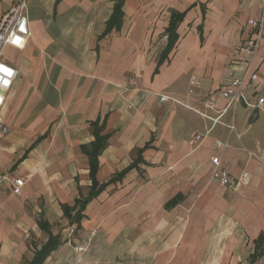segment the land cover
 I'll return each mask as SVG.
<instances>
[{"label": "crops", "instance_id": "1", "mask_svg": "<svg viewBox=\"0 0 264 264\" xmlns=\"http://www.w3.org/2000/svg\"><path fill=\"white\" fill-rule=\"evenodd\" d=\"M14 2L0 0V19ZM115 3L29 0L31 37L4 52L18 77L7 93L0 173L26 184L21 196L8 182L0 187V264H22L29 233L47 242L41 219L64 240L45 264H245L264 234V141L257 152L235 145L237 114L244 109L246 121L254 110L250 125L264 106L239 105L223 124L214 120L227 105L222 88L246 69L241 49L254 38L249 21L260 17L261 0H126L120 27L106 33ZM174 12L186 16L159 65ZM250 69L259 85L246 94L264 98V42ZM97 129L109 135L95 175L107 186L79 224L77 202L94 181L83 146ZM196 134L205 139L191 143ZM217 156L232 176L251 179L236 191L223 186ZM65 206L76 208L66 215Z\"/></svg>", "mask_w": 264, "mask_h": 264}, {"label": "built area", "instance_id": "2", "mask_svg": "<svg viewBox=\"0 0 264 264\" xmlns=\"http://www.w3.org/2000/svg\"><path fill=\"white\" fill-rule=\"evenodd\" d=\"M29 0H15L12 6L4 12L0 19V140L6 137L9 133V126L4 123L3 116L7 108V93L13 88L17 77L18 70L9 64L4 58V52L7 47L23 49L27 45L31 37L29 27V16L27 14ZM254 32V38L246 44L241 51L246 53L247 58H240L239 61L246 63V69L241 76H234L224 85L221 90V97L227 102L226 107L220 110L221 114L214 120L215 123L223 124L220 119L229 111V109H236L239 105H245L248 108L259 110L264 106V98L259 97L255 100L250 99L246 94L248 85H259V75L256 72H251V58H253L261 44L264 42V0H261V15L257 19L249 21ZM241 53V52H240ZM131 85H135V81H131ZM170 98L167 96H160L161 102H166ZM206 105L212 109L218 110V103L214 100L207 99ZM204 116V115H203ZM231 134L235 133L234 125L227 126ZM205 139L202 134H196L191 141L201 143ZM218 149L224 148L227 144L220 140L216 141ZM252 157H257L256 154L250 153ZM212 164L214 169V177L220 181L223 186L230 187L234 191L238 190L240 185L245 180H250L252 175L249 172H242L239 177L232 176L227 170L222 168L220 157H213ZM8 182L12 185V193L15 196H21L22 188L26 184L23 177L14 175H4L0 173V187Z\"/></svg>", "mask_w": 264, "mask_h": 264}, {"label": "trees", "instance_id": "3", "mask_svg": "<svg viewBox=\"0 0 264 264\" xmlns=\"http://www.w3.org/2000/svg\"><path fill=\"white\" fill-rule=\"evenodd\" d=\"M125 1L126 0H116L113 14L107 23L106 33L111 31L113 28L120 27L124 17V13L122 9ZM185 16H186V12L172 13L169 27L166 30V35L168 36V45L162 53L159 65H161L168 58L169 54L175 47L179 38L177 29L180 23L184 20ZM156 72H158V70ZM101 130L97 129V131L95 132V141L92 142L90 146H83V152L89 157L90 160V167H91L90 175L94 181L90 195L84 201L79 200V202H77V205H79V210L77 214L74 216V219L79 221V224L83 218L82 212L85 210L86 205L107 186V184L99 185L98 182L95 180V175L99 168L98 157L102 153V151L107 147L108 144L107 142L109 139V135H101L100 132ZM124 173L120 174L119 177L123 176ZM75 208L76 206H74L73 208L65 206L66 215H70L71 209H75ZM39 225L43 231L49 234V239L47 240L46 243H44L40 248H38L35 251L34 257L29 262V264H45L46 260L51 256V254L54 251H56L60 246H62L64 243L63 237L60 234L53 235L51 233L50 225L48 224V222L41 219L39 221ZM263 256H264V234H261V236H259L258 240L256 241L255 252L251 255V264H256L258 259H260Z\"/></svg>", "mask_w": 264, "mask_h": 264}, {"label": "rangeland", "instance_id": "4", "mask_svg": "<svg viewBox=\"0 0 264 264\" xmlns=\"http://www.w3.org/2000/svg\"><path fill=\"white\" fill-rule=\"evenodd\" d=\"M157 1H163V0H155V2ZM162 18V17H161ZM7 56L11 57V53L8 52ZM233 65H236V62H238L237 59L233 60ZM246 111L242 108L239 109L238 114H237V122L238 124V130L239 133H241L242 136V140L241 142L236 141L235 145L238 146H242L245 145V147L252 149L254 151L257 152V145H256V140L258 139H262L264 141V113L263 112H259V119L255 122V123H251L249 125L250 119L253 116L254 110L252 111H247L249 115L248 120L245 121L246 118L243 119L244 115H245ZM242 116V119H241ZM41 202H39L38 205H40ZM59 230H61V227L58 228ZM28 238L26 239V243L29 247L28 251H27V255L24 256L23 258V262L22 264H28L29 261L32 259L35 251L40 248L47 239V236L42 234L40 236H38L39 234L35 235L34 233H29L28 234ZM82 248H79V253L80 251H82ZM81 255V254H79ZM245 264H251V260L249 258L248 262H246ZM256 264H264V256L261 257L260 259H258Z\"/></svg>", "mask_w": 264, "mask_h": 264}]
</instances>
